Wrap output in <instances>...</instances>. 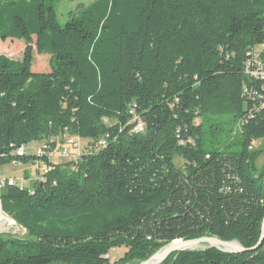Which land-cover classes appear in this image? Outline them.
Instances as JSON below:
<instances>
[{"label":"trees","instance_id":"trees-1","mask_svg":"<svg viewBox=\"0 0 264 264\" xmlns=\"http://www.w3.org/2000/svg\"><path fill=\"white\" fill-rule=\"evenodd\" d=\"M62 2L0 0V40L28 45L22 60L0 55V152L90 139L34 189L0 190V214L26 230L0 234V264L141 263L204 236L247 251L185 250L161 264H264V238L249 250L264 234V108L244 91L261 88L244 65L264 42V0H95L64 22ZM34 46L51 72L33 71Z\"/></svg>","mask_w":264,"mask_h":264},{"label":"rangeland","instance_id":"rangeland-1","mask_svg":"<svg viewBox=\"0 0 264 264\" xmlns=\"http://www.w3.org/2000/svg\"><path fill=\"white\" fill-rule=\"evenodd\" d=\"M95 0H63V2L59 5V17L62 22H64L68 18V13L71 10H75L79 5H88L92 3ZM27 43L23 39H7V40H0V55H6L9 58L15 59V60H22L24 57V53L27 48ZM51 55L49 54H39L34 46V60H33V71L34 72H51V65H50ZM107 123V120H105ZM109 124L116 123L115 120L108 121ZM73 139L78 146L74 147L72 149L73 153L68 156H59L54 157L52 159V162L54 164H70L73 162H76L79 160L80 156L85 153L88 150V146L90 143V139L82 138L79 136L71 135L70 133H65L58 138L61 140V142L58 144L57 148L55 149L56 153L60 152V148L62 147L65 138ZM32 142L27 144L28 146V152H33V146ZM254 146H264V142L262 140L255 142ZM80 154V155H79ZM45 165L41 169V172H44V169L48 167L47 162H43ZM175 163L179 167H183L184 161L181 157H176ZM257 167L259 169H262L264 166V154L258 159L257 161ZM74 167H72L73 169ZM37 173V166L34 164H28L25 167H14L11 164H5L0 169V175L2 177H12L17 179V183L26 188V189H34L35 188V177ZM9 216V215H7ZM10 217V216H9ZM12 220V221H10ZM10 220L7 221L5 218H3L0 214V234L5 235H12L17 236L19 238H26V231L23 229L22 226L17 224L15 220H13L10 217ZM15 221L16 223H13ZM212 248L209 244H199L193 246L191 249L187 250H206ZM219 249V248H218ZM128 251V248L123 246L120 248L112 249L109 253V259L112 263L122 258L125 253ZM185 251V250H180ZM176 251V252H180ZM158 252V251H157ZM175 253V252H174ZM168 259V258H167ZM166 259V260H167ZM165 260V261H166ZM164 261V262H165ZM143 262V261H142ZM163 263V262H162ZM133 264H140V262L133 263Z\"/></svg>","mask_w":264,"mask_h":264},{"label":"built area","instance_id":"built-area-1","mask_svg":"<svg viewBox=\"0 0 264 264\" xmlns=\"http://www.w3.org/2000/svg\"><path fill=\"white\" fill-rule=\"evenodd\" d=\"M244 71L248 77L261 88H252L245 86L244 91L248 94V98L257 100L260 103V107L264 108V42L260 45L253 47L249 53L248 58L244 65ZM130 113L133 116V122L136 123L135 131L141 132L145 129V122L143 119L136 113L135 107H132ZM242 123H245L242 122ZM61 140L57 136H49L41 140L33 141V152H28V145L24 144L22 146L11 145V150L8 153L0 152V161L4 158L11 157V165L14 167H25L28 164H34L37 166V173L35 177L36 183H44L46 181V174L49 170L52 169L54 163L52 159L59 156H68L73 153L72 149L77 147L78 144L73 139H68L67 137L64 140L60 152L56 153L55 149ZM183 143V142H182ZM255 143V142H254ZM105 140H101L98 145H105ZM90 149V148H89ZM80 155V154H79ZM28 156H33L28 163L24 162V158ZM50 161V162H49ZM43 162H47L48 167L44 169V172H41V169L45 165ZM15 185L17 179L12 177H2L0 175V190L5 185ZM1 216L7 221L10 220V217L6 213L1 212ZM13 223H16L13 221ZM24 229V228H23ZM26 231V230H25Z\"/></svg>","mask_w":264,"mask_h":264},{"label":"water","instance_id":"water-1","mask_svg":"<svg viewBox=\"0 0 264 264\" xmlns=\"http://www.w3.org/2000/svg\"><path fill=\"white\" fill-rule=\"evenodd\" d=\"M263 231H264V222H263ZM263 238H264V234H262L259 243L255 247L249 250L255 251L258 248H260L263 242ZM204 243L209 244L210 247H216L219 249H223V247H228L230 250H226V249L224 250L230 252L247 251V249L244 248L238 241H226L214 236H204L201 238L190 239V240L177 239L164 246L162 249H160L158 252H156L155 254H153L147 260L141 262L140 264H161L172 253L176 251L191 249L195 245L204 244Z\"/></svg>","mask_w":264,"mask_h":264},{"label":"bare ground","instance_id":"bare-ground-1","mask_svg":"<svg viewBox=\"0 0 264 264\" xmlns=\"http://www.w3.org/2000/svg\"><path fill=\"white\" fill-rule=\"evenodd\" d=\"M10 221H12V220H10ZM224 249H226V250H230L228 247H223V249H220V250H222V251H226V250H224ZM226 252H230V251H226Z\"/></svg>","mask_w":264,"mask_h":264}]
</instances>
